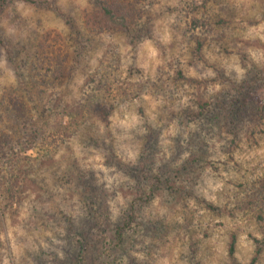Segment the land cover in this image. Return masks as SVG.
<instances>
[{
    "label": "rangeland",
    "instance_id": "obj_1",
    "mask_svg": "<svg viewBox=\"0 0 264 264\" xmlns=\"http://www.w3.org/2000/svg\"><path fill=\"white\" fill-rule=\"evenodd\" d=\"M96 5L0 0V264H264V0Z\"/></svg>",
    "mask_w": 264,
    "mask_h": 264
},
{
    "label": "trees",
    "instance_id": "obj_2",
    "mask_svg": "<svg viewBox=\"0 0 264 264\" xmlns=\"http://www.w3.org/2000/svg\"><path fill=\"white\" fill-rule=\"evenodd\" d=\"M98 5L97 9L92 12V15L88 17V25L92 28L98 27L100 30H114V29H128V24L130 20H128L130 16H133V11L131 9L134 8L135 4L139 3L140 0L132 1V0H95ZM139 10L135 12V16H139ZM198 47H200V43H197ZM60 58H64L65 54H62L60 51L59 53ZM35 69V74H37V69ZM253 84V82H250ZM239 98L236 99L235 101H230V102H235V104L239 103ZM229 103V102H228ZM239 110V107L236 109ZM19 111V110H18ZM233 112H235V109H233ZM33 134L37 133V129H33L32 131ZM5 137L1 136L0 134V139L3 140ZM13 155L8 157V162L11 159L17 158L18 156L17 153L12 152ZM20 157V156H18ZM12 164L11 162H9ZM89 180V179H87ZM91 181V180H90ZM83 183H85V180H83ZM86 191H91L92 186H88ZM95 202L94 200H92ZM208 208L213 209L214 207L210 204H206ZM131 211L130 213L124 215L115 221V224L113 225V239L115 241V244H121L123 242L124 238V233L130 229L133 221H134V211H133V204L130 205ZM95 219L96 220H101L103 223H108L111 221V212L108 210L107 207H105L102 203L96 202V207H95ZM97 227V226H95ZM234 242L235 238L232 237V240L230 241V244L228 246V254L230 257L233 256L234 252ZM260 252V247L257 246L255 249L254 255L251 258L250 264H253L257 256Z\"/></svg>",
    "mask_w": 264,
    "mask_h": 264
}]
</instances>
